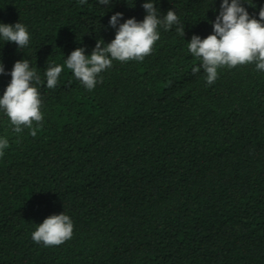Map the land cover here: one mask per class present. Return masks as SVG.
Listing matches in <instances>:
<instances>
[{
    "label": "trees",
    "instance_id": "obj_1",
    "mask_svg": "<svg viewBox=\"0 0 264 264\" xmlns=\"http://www.w3.org/2000/svg\"><path fill=\"white\" fill-rule=\"evenodd\" d=\"M145 2L0 0V24L30 36L23 48L0 38V97L27 60L43 116L33 137L0 109V264H264V70L223 66L209 85L188 50L193 35L212 34L221 0H151L160 18L175 12L184 36L159 25L150 55L112 60L92 90L66 66L76 48L90 55L114 39L115 13L142 22ZM241 6L259 19L264 0ZM61 213L72 238L34 242Z\"/></svg>",
    "mask_w": 264,
    "mask_h": 264
},
{
    "label": "clouds",
    "instance_id": "obj_2",
    "mask_svg": "<svg viewBox=\"0 0 264 264\" xmlns=\"http://www.w3.org/2000/svg\"><path fill=\"white\" fill-rule=\"evenodd\" d=\"M112 0H98L101 5L108 6ZM81 4L87 0H80ZM146 15L142 22L135 18L124 20L122 13H115L109 19V26L116 28L114 39L105 44L102 39L97 40L90 55H85L84 48H76L66 58V66L79 79L87 90L94 89L97 76L111 67L112 60L142 61L150 55L153 45L160 39L157 27L162 25L167 31L173 25H180L179 18L174 11L169 10L160 18L157 8L151 0L142 4ZM119 26L117 27V25ZM177 31L184 36V26L180 25ZM0 38L4 42H14L18 48L29 44L30 36L21 23L14 25L0 24ZM189 52L202 63L193 67V73L201 68L206 73V81L213 84L218 75V68L256 63L258 70H264V7L259 11V19L250 17L247 10L241 6V0H221L220 12L212 22V34L201 39L193 35L188 42ZM62 66L49 67L46 70L47 87L57 86ZM0 74H5L3 64L0 63ZM11 81L7 85L3 96L0 97V109H3L14 125V131H22L21 126L31 129L30 135L36 136L33 122L38 125L43 119L40 111V93L33 86L35 81L40 83V77L35 69L30 68L27 60L21 59L14 63L11 72ZM8 147L7 139H0V155ZM73 223L69 216L61 213L44 219L32 233L36 243L42 242L45 246H58L72 238Z\"/></svg>",
    "mask_w": 264,
    "mask_h": 264
}]
</instances>
